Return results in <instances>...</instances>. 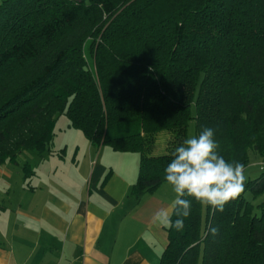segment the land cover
<instances>
[{
  "label": "trees",
  "instance_id": "trees-1",
  "mask_svg": "<svg viewBox=\"0 0 264 264\" xmlns=\"http://www.w3.org/2000/svg\"><path fill=\"white\" fill-rule=\"evenodd\" d=\"M59 115L96 147L139 154L130 194L168 184L191 118L247 167L264 157V0H0V166L48 152ZM260 171L223 212L186 197L159 264H264V202L244 196L264 193Z\"/></svg>",
  "mask_w": 264,
  "mask_h": 264
},
{
  "label": "crops",
  "instance_id": "crops-1",
  "mask_svg": "<svg viewBox=\"0 0 264 264\" xmlns=\"http://www.w3.org/2000/svg\"><path fill=\"white\" fill-rule=\"evenodd\" d=\"M61 117L55 147L35 156L34 166L13 163V198L0 197V264H159L167 232L153 216L171 208V186L130 194L139 154L96 147ZM262 158L253 156L246 179L261 174ZM244 196L264 202V193Z\"/></svg>",
  "mask_w": 264,
  "mask_h": 264
},
{
  "label": "clouds",
  "instance_id": "clouds-1",
  "mask_svg": "<svg viewBox=\"0 0 264 264\" xmlns=\"http://www.w3.org/2000/svg\"><path fill=\"white\" fill-rule=\"evenodd\" d=\"M215 131L205 127L198 136H190L173 152L165 168L164 179L171 186L175 198L171 208L155 212L153 223L180 231L191 214L192 197L200 205L223 212L225 205L244 192L245 165L228 162L218 153L219 143ZM172 215L177 218L172 220ZM212 236L219 234L218 227H210ZM207 235V233H206Z\"/></svg>",
  "mask_w": 264,
  "mask_h": 264
},
{
  "label": "rangeland",
  "instance_id": "rangeland-1",
  "mask_svg": "<svg viewBox=\"0 0 264 264\" xmlns=\"http://www.w3.org/2000/svg\"><path fill=\"white\" fill-rule=\"evenodd\" d=\"M194 114H195V107H194V105H192L191 106V115L194 116ZM61 118H66V117H65V115H62ZM55 131L57 134L59 133V126L58 125H56ZM168 135H169V133L166 130H161L157 133L156 140H155L153 148H152V154L153 155H161V154L166 152V143H167ZM194 135L196 136L195 120H194V118H191L187 124L186 139L189 138L190 136H194ZM59 137H60V135H59ZM62 137H63V135H62ZM62 137H60V138H62ZM58 140L56 139V141H55V139H54V143L51 146V148H53L57 145L56 142ZM37 155H38V153L36 151L26 150V151H23L21 154L18 155L17 160H18L19 164H22V163L28 161V162L32 163V165L34 166L35 162H33V161L35 159V156L37 158ZM253 156H255V154L251 155L250 163L248 166H250V164L252 163ZM257 156H259V155H257ZM6 166L8 167V172L10 173L11 178L7 179L6 177H3L2 175H0V187H1L0 197H4V196L10 194V197L13 198V166H15V165H13V163H6V164H4V166H1V169L5 168ZM5 184L9 185V191L2 188V186ZM247 198H249V197H247Z\"/></svg>",
  "mask_w": 264,
  "mask_h": 264
},
{
  "label": "built area",
  "instance_id": "built-area-1",
  "mask_svg": "<svg viewBox=\"0 0 264 264\" xmlns=\"http://www.w3.org/2000/svg\"><path fill=\"white\" fill-rule=\"evenodd\" d=\"M259 168H260L262 171H264V160H261V161L259 162Z\"/></svg>",
  "mask_w": 264,
  "mask_h": 264
}]
</instances>
